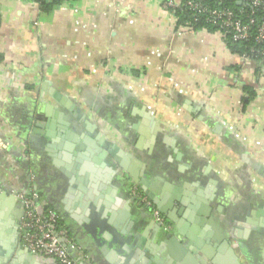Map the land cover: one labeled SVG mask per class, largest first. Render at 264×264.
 <instances>
[{"label": "crops", "instance_id": "crops-1", "mask_svg": "<svg viewBox=\"0 0 264 264\" xmlns=\"http://www.w3.org/2000/svg\"><path fill=\"white\" fill-rule=\"evenodd\" d=\"M173 18L0 0V264H58L26 251L21 193L81 264H264V62Z\"/></svg>", "mask_w": 264, "mask_h": 264}, {"label": "built area", "instance_id": "built-area-1", "mask_svg": "<svg viewBox=\"0 0 264 264\" xmlns=\"http://www.w3.org/2000/svg\"><path fill=\"white\" fill-rule=\"evenodd\" d=\"M60 1L67 3L71 0ZM160 3L166 13L173 15L176 23L179 16L193 22L186 23L183 29L209 32L208 28L212 27L215 29L213 33L220 35L225 44L251 43L249 52L264 62V0H160ZM200 24L202 27L196 29ZM132 194L151 212L157 225L170 230L166 217L146 195L136 187L132 189ZM18 197L24 206L21 229L29 251L52 258L58 264H81L60 241L66 234L60 226L58 214L53 210L41 209L33 195L21 193ZM65 239L69 246L67 237Z\"/></svg>", "mask_w": 264, "mask_h": 264}, {"label": "trees", "instance_id": "trees-1", "mask_svg": "<svg viewBox=\"0 0 264 264\" xmlns=\"http://www.w3.org/2000/svg\"><path fill=\"white\" fill-rule=\"evenodd\" d=\"M35 1L41 5V8L43 10H51V9L63 4V2H61L60 0H53L51 2L44 1V0H35ZM178 18H179V22H177L176 29H180V28L183 29L185 27L186 23H188V24L193 23L192 21L188 22L187 21L188 19L186 17L179 16ZM191 19L193 20V17ZM196 27H197L196 29H199L200 27H202V24H200ZM214 30L215 29L212 27L208 28L209 33H212ZM227 46H228L229 50L232 53L239 56V58H243L244 56H247V59L260 60L259 58L254 57V55L249 52L250 47H251V43L237 44V43L228 42ZM245 91L249 94V97H250L249 101L251 99H253V97L255 96L254 90L246 89Z\"/></svg>", "mask_w": 264, "mask_h": 264}, {"label": "water", "instance_id": "water-1", "mask_svg": "<svg viewBox=\"0 0 264 264\" xmlns=\"http://www.w3.org/2000/svg\"><path fill=\"white\" fill-rule=\"evenodd\" d=\"M144 190V189H143ZM146 196L153 202V204L157 207V209L163 214L165 215L166 211L165 209L162 207V205L159 203L158 198H156V195L152 194L150 191L145 190L144 191ZM38 202V200H36ZM39 203V202H38ZM166 219L169 218L168 215H165ZM169 237L172 238L171 242L173 243V240L176 239V236H173L172 233L169 234ZM61 243L64 245V247H66L68 249V251L70 252V254L73 255L72 250L70 249V247L67 245V241L65 238H61L60 239ZM26 251H29V249L26 247ZM30 252V251H29ZM31 253V252H30ZM79 262V261H78Z\"/></svg>", "mask_w": 264, "mask_h": 264}, {"label": "flooded vegetation", "instance_id": "flooded-vegetation-1", "mask_svg": "<svg viewBox=\"0 0 264 264\" xmlns=\"http://www.w3.org/2000/svg\"><path fill=\"white\" fill-rule=\"evenodd\" d=\"M157 225V224H156ZM157 226H159V225H157ZM160 227V226H159ZM160 228H162V227H160Z\"/></svg>", "mask_w": 264, "mask_h": 264}]
</instances>
